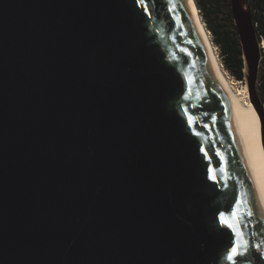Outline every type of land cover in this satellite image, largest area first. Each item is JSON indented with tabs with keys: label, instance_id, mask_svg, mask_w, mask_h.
Instances as JSON below:
<instances>
[{
	"label": "water",
	"instance_id": "95a60500",
	"mask_svg": "<svg viewBox=\"0 0 264 264\" xmlns=\"http://www.w3.org/2000/svg\"><path fill=\"white\" fill-rule=\"evenodd\" d=\"M230 2L255 91L262 42ZM234 241L264 264L259 178L189 0H0V264H230Z\"/></svg>",
	"mask_w": 264,
	"mask_h": 264
},
{
	"label": "trees",
	"instance_id": "16d2710c",
	"mask_svg": "<svg viewBox=\"0 0 264 264\" xmlns=\"http://www.w3.org/2000/svg\"><path fill=\"white\" fill-rule=\"evenodd\" d=\"M202 16L214 34L215 42L221 50L227 69L238 79L244 78V59L240 38L233 24L230 0H196ZM256 25L260 42L264 39V0H246ZM228 18L229 24L225 18ZM259 73V92L264 106V52Z\"/></svg>",
	"mask_w": 264,
	"mask_h": 264
},
{
	"label": "bare ground",
	"instance_id": "6f19581e",
	"mask_svg": "<svg viewBox=\"0 0 264 264\" xmlns=\"http://www.w3.org/2000/svg\"><path fill=\"white\" fill-rule=\"evenodd\" d=\"M189 2L193 13L202 29L207 46L215 58L218 71L228 88L231 97L233 113L239 132L245 146L252 154L253 164L259 178L261 198L264 204V145L262 142L260 117L251 103H248V107H246L240 102L238 96L235 94L232 83L226 77L219 63L218 56L214 51V46L208 34V30L201 19L197 2L196 0H189ZM261 42V49L264 50V39Z\"/></svg>",
	"mask_w": 264,
	"mask_h": 264
},
{
	"label": "rangeland",
	"instance_id": "374dc122",
	"mask_svg": "<svg viewBox=\"0 0 264 264\" xmlns=\"http://www.w3.org/2000/svg\"><path fill=\"white\" fill-rule=\"evenodd\" d=\"M199 13L201 15V19L204 22V25H205L206 29L208 30V34L210 36V39L212 40V43H213V46H214L213 48H214V51H215L216 55L218 56L219 63L221 65L226 77L232 83V87H233V90H234L235 94L238 96L240 102L242 104H244L246 107H248V103H251L254 106V108L256 109V111H257V113H258V115L260 117V120H261V133H263V130H264V117H263L262 113L259 112V105H257V100L262 102V99H261V96H260V92H259V81L257 82V86H256L255 91H252V90L249 89V86H248L247 81L245 79V75H244L243 80H240V79L236 78L227 69V67H226V65L224 63L223 56L221 54V50L217 46V44L215 42L214 34L208 28V26H207V24H206V22H205V20H204V18L202 16L200 8H199ZM225 20L229 24V21H228L227 17L225 18ZM233 24H235L234 21H233ZM262 51L264 52V50H262Z\"/></svg>",
	"mask_w": 264,
	"mask_h": 264
},
{
	"label": "snow or ice",
	"instance_id": "6c2138e0",
	"mask_svg": "<svg viewBox=\"0 0 264 264\" xmlns=\"http://www.w3.org/2000/svg\"><path fill=\"white\" fill-rule=\"evenodd\" d=\"M189 122L191 123V118H189ZM220 219L229 229L233 231V234L235 235L236 233L233 225L228 223L227 221H224L223 216H221ZM246 251V246L244 251H241V245L234 241L228 251L227 260L230 262V264H240V258L246 254Z\"/></svg>",
	"mask_w": 264,
	"mask_h": 264
}]
</instances>
